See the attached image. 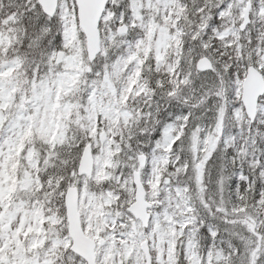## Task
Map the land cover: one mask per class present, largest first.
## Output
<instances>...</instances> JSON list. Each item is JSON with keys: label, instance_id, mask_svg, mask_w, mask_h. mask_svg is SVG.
<instances>
[{"label": "snow or ice", "instance_id": "obj_1", "mask_svg": "<svg viewBox=\"0 0 264 264\" xmlns=\"http://www.w3.org/2000/svg\"><path fill=\"white\" fill-rule=\"evenodd\" d=\"M0 264H264V0H0Z\"/></svg>", "mask_w": 264, "mask_h": 264}]
</instances>
